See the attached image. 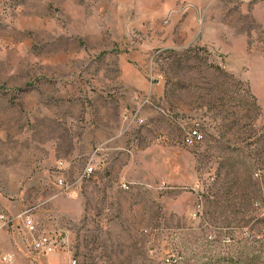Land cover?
Returning <instances> with one entry per match:
<instances>
[{
    "label": "rangeland",
    "instance_id": "rangeland-1",
    "mask_svg": "<svg viewBox=\"0 0 264 264\" xmlns=\"http://www.w3.org/2000/svg\"><path fill=\"white\" fill-rule=\"evenodd\" d=\"M0 132L73 246L0 264H264V0H0Z\"/></svg>",
    "mask_w": 264,
    "mask_h": 264
},
{
    "label": "crops",
    "instance_id": "crops-1",
    "mask_svg": "<svg viewBox=\"0 0 264 264\" xmlns=\"http://www.w3.org/2000/svg\"><path fill=\"white\" fill-rule=\"evenodd\" d=\"M235 36L237 34L229 33L228 38ZM239 38H243L241 33ZM217 44L220 45L218 42ZM7 139L8 136L0 132V253H2L0 254V261L2 262L5 261L1 260V255L7 253L20 260L24 254L30 259L36 256V253L32 252L28 245L27 237H24V241L17 237V234L21 233L22 230L26 234L19 214L29 208L33 217L38 218L37 213H41L40 205L52 196H49L48 193L50 192L49 181L52 182L51 175L53 176V174H49L47 168L45 170L43 165L39 167L40 170L33 173L34 175L31 174L36 162L29 160L30 154L27 148L24 147L23 151L18 149L13 153L7 146ZM29 184L34 186L35 193L43 188L42 184H48L46 190L39 193L40 200L33 205L28 204L32 197L28 189ZM3 221L6 222L1 225ZM5 238L8 239V242L2 243Z\"/></svg>",
    "mask_w": 264,
    "mask_h": 264
},
{
    "label": "built area",
    "instance_id": "built-area-1",
    "mask_svg": "<svg viewBox=\"0 0 264 264\" xmlns=\"http://www.w3.org/2000/svg\"><path fill=\"white\" fill-rule=\"evenodd\" d=\"M145 103H152L149 94L140 100V105L131 115L132 120L137 119L142 121L139 110L140 106ZM201 137L202 134L199 129L192 127L186 131L183 136V140L187 144H192L198 142ZM105 142L107 143V141H104L94 145L84 166L73 180L69 181L64 173L57 172L55 174L54 181L61 192L73 194L82 180H87L90 176L94 175L96 170L103 168L106 162L108 150H110V147L105 145ZM57 164V166L60 168L66 166L64 159H58ZM121 185L126 188L128 187L127 183L124 181L121 183ZM19 215L22 218L23 225L27 233L28 245L32 252L36 254H49L61 251L72 255L73 246L72 241H68V234L70 232V228L68 226L51 227L41 225L34 219L29 208L23 210ZM5 222L6 221L1 222V225H3ZM12 259L13 255L10 253L1 255V260L5 262L11 261ZM71 262L72 264H76L77 258L72 256Z\"/></svg>",
    "mask_w": 264,
    "mask_h": 264
}]
</instances>
